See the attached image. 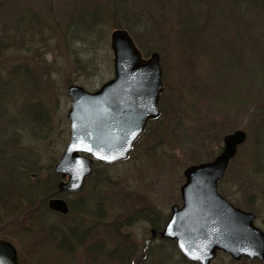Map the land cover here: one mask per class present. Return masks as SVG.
I'll return each instance as SVG.
<instances>
[{
	"label": "rangeland",
	"instance_id": "obj_1",
	"mask_svg": "<svg viewBox=\"0 0 264 264\" xmlns=\"http://www.w3.org/2000/svg\"><path fill=\"white\" fill-rule=\"evenodd\" d=\"M99 1L107 10L112 6V0ZM84 2L87 0H0V155L14 157L7 165L11 172L27 166L24 177L28 180L35 177V169L41 178L53 171L69 140L68 86L77 84L94 92L114 75L112 26L105 25L102 36L91 46L83 42L70 46L61 35L69 15L78 12ZM201 8L210 18L208 31L213 34L200 35L196 53L176 40L178 8L167 4L160 27L140 35L138 42L131 37L142 57L159 54L161 116L151 122L127 161L108 166L100 163L110 179L103 184L98 202L91 196L93 179L77 193L60 196L75 205L78 197L87 198L88 214L75 206L66 215L45 212L40 216L36 209L39 197L29 208L28 197L12 189L16 178L11 176L9 186L0 192V239L15 247L19 264H120L114 256L124 249L122 236L135 250L134 263L141 264L142 257L162 239L157 233L150 238L152 227L145 219L133 218L135 212L153 207L164 216L173 204L180 206L184 169L217 156L223 137L237 129L245 131L246 141L219 181L220 193L241 208H255L258 216L254 222L264 231V175L252 171L251 160L252 135L258 123L255 111L226 110L212 104L213 95L249 85L254 105L264 111V16L252 22L245 9L242 19L224 0H206ZM143 48L150 53L144 55ZM226 63L228 67L223 69ZM231 68L226 79L223 75ZM217 73L218 80L222 79L218 94L213 90ZM194 81L200 89L212 84V91L199 93L192 87ZM22 154L27 157L17 160ZM94 207L99 212L91 210ZM43 226L53 233L40 232ZM217 255L212 264L252 261H235L227 253ZM149 258V264H166L161 255Z\"/></svg>",
	"mask_w": 264,
	"mask_h": 264
},
{
	"label": "water",
	"instance_id": "obj_2",
	"mask_svg": "<svg viewBox=\"0 0 264 264\" xmlns=\"http://www.w3.org/2000/svg\"><path fill=\"white\" fill-rule=\"evenodd\" d=\"M110 43L113 78L94 92L77 84L67 88L69 141L53 167L62 178L57 190L61 193L78 192L92 173L94 161L108 165L126 160L148 121L161 114L159 54L142 57L124 29L113 30ZM245 139L242 129L230 132L223 137L220 154L183 171L181 206L172 205L159 237L174 240L183 257L193 264H211L218 252L235 261L249 258L264 262V232L255 224L254 213L243 211L217 192V182ZM47 206L63 215L69 210L61 197L50 198ZM0 264H19L15 247L4 239H0Z\"/></svg>",
	"mask_w": 264,
	"mask_h": 264
},
{
	"label": "trees",
	"instance_id": "obj_3",
	"mask_svg": "<svg viewBox=\"0 0 264 264\" xmlns=\"http://www.w3.org/2000/svg\"><path fill=\"white\" fill-rule=\"evenodd\" d=\"M99 0H87L84 2V6L79 8V11L75 14L71 13L69 15L68 21L64 24V29L61 32V35L69 42L70 44L74 43H85L86 45H95L98 39L102 36V31L105 28V25L112 26V29H125L129 32L130 36L134 39L135 42H138L137 39L142 34H150L154 32L155 27H160L162 22H164V6L167 4L170 7L178 8L175 11L176 14V40H180L189 45L192 53H196L200 51V47L198 42L200 41V35L203 34H213V31L209 27L210 18L208 15L204 14L202 10V5L205 4L206 0H112V6L109 10L106 8H102V2ZM89 2V4H88ZM224 3L227 6H230L231 11L235 9V13L238 17L245 19V9L247 10L249 19L252 22L255 20L260 21L264 16V0H224ZM100 6V7H99ZM246 6V7H244ZM173 9L174 8H170ZM241 12L243 14H241ZM163 15V16H162ZM110 22V23H108ZM71 46V45H70ZM216 48V45H215ZM212 46H208L207 49L210 51L215 50ZM152 49V48H151ZM144 50V48L142 49ZM149 48L144 50V55H148ZM264 64V62H262ZM228 67V63L223 64V69ZM220 70H223L221 67ZM233 68H231L230 72L225 73L223 76L227 79L229 78ZM226 72V71H225ZM218 73L216 75V82L214 83L215 93L218 94L221 88H219V83H222V79L218 80ZM198 81H194L193 89L198 91L201 94H208L212 90L210 88L213 86L212 84L203 85L204 88H198ZM249 86V85H248ZM241 87L239 86L236 90H226L222 95H213L212 104L218 106L219 108L226 110H239V109H248L254 112L253 117H257V132H254L252 138L254 140V144L251 148L252 153V171L256 174L263 176L264 175V111L258 109L256 104L253 103V95L250 87ZM209 87L210 89H206ZM210 90V92L208 91ZM3 114V113H2ZM39 119L40 117H36ZM153 122V121H152ZM151 126V122H149L148 128ZM147 128V129H148ZM140 139L137 140L134 145V149L138 146ZM251 139V138H250ZM27 157V156H25ZM22 154L20 157H16L17 160H21L25 158ZM14 160V157L8 155H0V161L4 162L3 165L0 166V192H3L4 187L9 186V182L11 181V176L15 179V184L12 189H16L18 192H23V195H26L29 200V208L35 205L36 197H39L38 213L40 216H45V212H50L48 210L46 202L49 198L63 196L57 190V184L60 180V176L55 174L52 170L47 174L46 177L41 178L37 169L35 177L31 180L25 179V172L29 171V168L26 166H21L16 173L9 171L7 165H10L11 161ZM23 162V161H21ZM100 163H94L93 165V174L88 178V180H94L91 189L92 198L97 201L100 196V192L103 191V184L105 181L108 182L109 173L106 170V167H100ZM27 168V169H26ZM87 180V181H88ZM220 186V184H219ZM218 186V190L220 193V187ZM222 194V193H221ZM224 195V194H222ZM90 198V197H89ZM98 202V201H97ZM76 205L70 200L68 203L70 206V210L76 206L77 210H81L83 213H89L90 201L83 196L78 197L75 201ZM92 203V200H91ZM94 204V203H92ZM97 204V203H96ZM239 208L241 206L236 205ZM246 210H251L258 216V212L255 208H241ZM93 211H98L100 209H91ZM168 215H160V213L153 207H143L133 215L135 219H145L150 227H154L156 231H160L163 228V225L168 219ZM130 220H126L124 223H129ZM27 230V228H23ZM74 231V230H73ZM40 232L53 233L52 229H46L45 226L40 228ZM49 235V234H48ZM76 236V233H73ZM49 239L55 241L56 238L49 235ZM58 240V239H57ZM122 240H126L124 245V249L118 250L117 254L114 256L117 260H119L120 264H135L133 257L134 249L130 247V240L126 238V236H122ZM58 246H63L60 242H58ZM155 247V248H154ZM153 247V250H150L145 257L143 256L141 264H149L150 258L153 254H158L159 256L165 258L167 262L170 264H192L190 263L186 257H183L178 248L175 246V242L169 240H161L159 244ZM174 254V256H173ZM165 263L167 264V262ZM264 264L260 261H250L249 264Z\"/></svg>",
	"mask_w": 264,
	"mask_h": 264
}]
</instances>
